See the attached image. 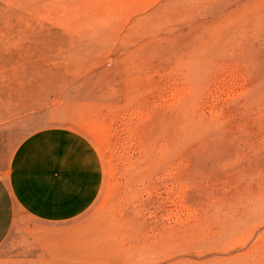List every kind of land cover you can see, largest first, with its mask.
<instances>
[{
  "label": "rangeland",
  "instance_id": "1",
  "mask_svg": "<svg viewBox=\"0 0 264 264\" xmlns=\"http://www.w3.org/2000/svg\"><path fill=\"white\" fill-rule=\"evenodd\" d=\"M47 127L101 193L0 264H264V0H0V162Z\"/></svg>",
  "mask_w": 264,
  "mask_h": 264
},
{
  "label": "crops",
  "instance_id": "2",
  "mask_svg": "<svg viewBox=\"0 0 264 264\" xmlns=\"http://www.w3.org/2000/svg\"><path fill=\"white\" fill-rule=\"evenodd\" d=\"M103 182L100 154L87 136L66 127L32 132L0 162V248L10 238L18 213L42 224L69 222L92 207ZM42 250L44 257L52 254Z\"/></svg>",
  "mask_w": 264,
  "mask_h": 264
}]
</instances>
